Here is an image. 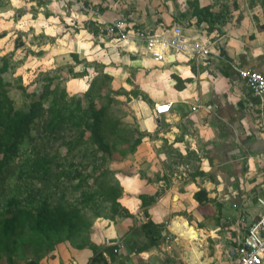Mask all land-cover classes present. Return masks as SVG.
<instances>
[{"label": "crops", "instance_id": "obj_1", "mask_svg": "<svg viewBox=\"0 0 264 264\" xmlns=\"http://www.w3.org/2000/svg\"><path fill=\"white\" fill-rule=\"evenodd\" d=\"M83 1L86 6L77 10L72 4L67 20L60 15L52 25V46L59 50L64 44L69 56L101 64L114 81L128 75L139 91L138 98L131 97L129 121L140 143L114 168L122 188L117 201L131 217L97 219L80 246L58 241L37 263L193 264L194 248L198 264H229L239 218L249 223L264 211L258 203L264 200V106L234 69L264 75V0H186L193 16L174 15L172 0ZM87 6L92 13L86 14ZM125 14L141 29L180 25L189 38L209 44L211 55L196 63L180 55L171 63L157 62L138 41L119 50L103 34L82 29L93 21L101 31ZM173 75L184 81L182 90L175 88ZM159 103H170V114L157 116ZM199 191L207 198L201 204L194 196ZM178 219L190 230L187 238L178 231ZM148 221L162 227L156 246L141 227Z\"/></svg>", "mask_w": 264, "mask_h": 264}, {"label": "rangeland", "instance_id": "obj_2", "mask_svg": "<svg viewBox=\"0 0 264 264\" xmlns=\"http://www.w3.org/2000/svg\"><path fill=\"white\" fill-rule=\"evenodd\" d=\"M138 1L133 0L134 3ZM151 1L162 3V1L167 0ZM172 1L176 7L173 12L174 15H178L181 12L192 13L188 14L190 16L195 14L193 7H189L186 4V0ZM53 3L61 5V8L58 9L59 11L51 8L50 5ZM87 3L83 0H45L43 4H37V0H0V66L2 64H7L8 66L7 71L2 74V78L11 84L9 96L13 101L14 108L16 110H27L32 102L37 101L42 93L45 76L48 75L58 78L59 82L57 83H59L60 88L65 89L68 96L80 99L83 107H86L90 101H93L97 106L106 104L108 101L112 118L122 121L125 125L124 128L128 131L125 138L129 143L125 145L119 143L117 137L114 139V143L112 141L108 142L112 155L105 163H102L100 159L93 160V153L99 149L98 144L95 145L91 140L90 134L86 133L84 139L86 143L82 146L83 148L76 150L75 156H71L68 158L69 160L63 162L66 172L77 170L84 176L87 174L92 175L95 167H97V170L109 168V170L115 172L114 168L116 165L128 157L130 144L135 138L139 137L134 124L129 121L132 117L129 103L131 97L138 98L140 96L139 91L132 86L130 77L127 75L126 77H118L119 82L111 79L112 84L110 82L109 92L103 88L101 91L102 95L98 97V94L94 93V89L90 85L103 74L102 65L94 61H89L90 63H88L85 60H82L81 65L76 64L67 51H64L66 49L64 44L62 49L53 48L52 44L55 43V39L54 36H51L55 29L52 25L56 24L60 19V15L67 20L71 13L69 14L66 10L72 4H76L75 7L78 10V8L81 9V6H86ZM87 8L88 12L86 14L93 12L91 7L87 6ZM60 11H63V13ZM126 12L127 14L130 13L129 10ZM127 14L122 19L124 22H130L126 18ZM74 16L76 14L72 16L73 20L77 19ZM61 22L65 24L64 21ZM74 26H77V24L73 23L71 27L74 28ZM129 26L126 29L136 34L141 30L133 23H129ZM103 36H106L104 38L110 41V37L107 35ZM95 42L97 45L99 44L98 41ZM116 48L121 50L120 48L122 47L117 46ZM84 67L89 68V71L86 70L87 77L75 78L76 74L85 70ZM70 68L72 73H69ZM20 83L25 87V92L16 89L15 86ZM106 98L108 99L106 100ZM32 134L31 136H33ZM56 149L59 150L61 155L66 154L65 148L60 147L59 143L48 146V152L50 153L55 152ZM32 158V148L29 139L24 138L21 141L18 153L13 156V162L10 163L14 175H11L5 183L0 185V215L12 211L15 205L36 207L46 198L51 203L64 198V203L76 206L79 210L88 213V217L91 216V222L93 223L100 219H94L93 215L96 213L101 218L110 216V207L103 202L99 190L93 184L92 178L87 180V185L82 184V188L74 191L66 185L70 183L69 178L72 179V184H76L78 180L72 178L71 175L62 177L60 186L54 188L53 197L51 196L53 190L50 192L44 190L42 192L41 186L36 183L24 185L25 182L20 179L19 174ZM206 178H208L207 175L205 176ZM64 187L68 190L64 197H60V192ZM202 190L205 191L204 189ZM205 200H207L206 197ZM213 201L217 202V199L215 198ZM39 241V235H35L31 231L22 232L16 229L9 238L10 253L9 255H2L0 264H25L29 260L38 259L35 255L40 251L37 249L40 247L44 249V252L40 253V256H42L45 254L47 247L46 243H39Z\"/></svg>", "mask_w": 264, "mask_h": 264}, {"label": "trees", "instance_id": "obj_3", "mask_svg": "<svg viewBox=\"0 0 264 264\" xmlns=\"http://www.w3.org/2000/svg\"><path fill=\"white\" fill-rule=\"evenodd\" d=\"M44 1L37 0V4H43ZM100 1L103 3L106 0ZM94 7L99 12L104 10L100 4ZM82 29L94 36L104 33L93 21L84 22ZM71 58L74 63L81 65L82 61L78 59L77 54H71ZM86 68L88 67H84L85 70L76 74L75 78L86 76ZM7 69V64L0 66V185L5 183L11 175H14L10 163L13 162V156L18 153L21 141L28 138L33 158L19 174L20 179L25 182L24 185L36 183L41 186L42 192L53 190L51 194L53 197L54 188L60 186L62 177L71 175L72 178L78 180L76 184H72V179L69 178L70 183L66 185L74 191L82 188V184L87 185V180L92 178L103 202L110 207V216L103 217V219L112 220L116 216L131 217L117 201L121 196L122 188L115 177V172L109 168L97 170L95 167L92 175L84 176L77 170L66 172L63 163L69 160V157L75 156L76 150L83 148L82 146L86 143L84 140L86 133L90 134L95 145L98 144L99 149L93 153V160L100 159L102 163H105L112 155L109 141L114 143L113 141L117 137L119 143L124 145L129 143L125 138L128 131L124 128L125 125L122 121L112 118L109 102L97 106L93 101H90L86 107H83L80 99L68 96L66 90L60 88L57 83L59 82L58 78L46 75L39 99L32 102L27 110H16L9 96L11 84L2 78V74ZM71 71L70 68L69 73H72ZM172 78L176 81L175 88L182 90L184 81L175 75ZM110 82L111 77L102 74L95 82L91 83L90 87L99 97L102 95L103 88L109 92ZM15 87L25 92V87L21 83ZM55 143L64 147L66 154L61 155L58 149L53 153L48 152V146ZM139 143V137L132 141L129 148L130 153ZM199 173L203 175L201 172ZM67 190L64 187L60 192V197H64ZM194 196L200 204L205 201L206 196L203 191L197 192ZM63 199L51 203L46 198L36 207L15 205L12 211L0 215V259L2 255H9V238L16 229L22 232L31 231L33 234L39 235V243H46L44 255L40 256V253L44 252L42 247L37 249L40 251L35 255L38 259L47 255L54 243L58 241H70L74 244L79 242L77 246H80L94 223L91 222V216L88 217V213L79 210L76 206L64 203ZM93 217L94 219L101 218L97 213ZM141 227L149 237V245L156 246L161 239L162 227L154 225L150 221ZM25 264L38 263L37 259H32Z\"/></svg>", "mask_w": 264, "mask_h": 264}, {"label": "built area", "instance_id": "obj_4", "mask_svg": "<svg viewBox=\"0 0 264 264\" xmlns=\"http://www.w3.org/2000/svg\"><path fill=\"white\" fill-rule=\"evenodd\" d=\"M129 22L115 20L108 24L101 32L110 37V41L117 46L124 47L128 42H141L146 51L157 62L171 63L174 55L182 56L187 62H199L211 55L210 45L186 36L180 25L169 28L161 26V31L141 29L134 33L129 29ZM239 79L245 82L250 93L264 106V75L253 70L234 68ZM200 106L192 107L196 111ZM210 110V106H205ZM157 116L168 115L171 112L170 103L154 105ZM264 189V183L262 185ZM264 209V200L258 199ZM241 232L234 240L235 246L227 251L229 264H264V211L251 222L244 217L238 221ZM181 264V263H176ZM206 264H215L209 262Z\"/></svg>", "mask_w": 264, "mask_h": 264}, {"label": "bare ground", "instance_id": "obj_5", "mask_svg": "<svg viewBox=\"0 0 264 264\" xmlns=\"http://www.w3.org/2000/svg\"><path fill=\"white\" fill-rule=\"evenodd\" d=\"M178 231L184 236L187 238V236L189 235L190 233V230L189 228L187 227V224L185 223L184 220L182 219H178ZM190 254V253H189ZM199 257L200 255L194 250H192V255H191V261L193 264H198L199 263Z\"/></svg>", "mask_w": 264, "mask_h": 264}, {"label": "water", "instance_id": "obj_6", "mask_svg": "<svg viewBox=\"0 0 264 264\" xmlns=\"http://www.w3.org/2000/svg\"><path fill=\"white\" fill-rule=\"evenodd\" d=\"M171 60H172V58H171ZM165 233V232H164Z\"/></svg>", "mask_w": 264, "mask_h": 264}]
</instances>
